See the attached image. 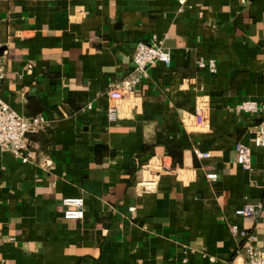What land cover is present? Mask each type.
I'll list each match as a JSON object with an SVG mask.
<instances>
[{
    "label": "crops",
    "instance_id": "obj_1",
    "mask_svg": "<svg viewBox=\"0 0 264 264\" xmlns=\"http://www.w3.org/2000/svg\"><path fill=\"white\" fill-rule=\"evenodd\" d=\"M154 39L170 67L113 101ZM1 74L0 98L48 126L29 137L33 162L0 152V264H234L245 232L264 247V208L236 215L264 206V112L236 110L264 104V0H0ZM68 198L83 219L64 217Z\"/></svg>",
    "mask_w": 264,
    "mask_h": 264
},
{
    "label": "built area",
    "instance_id": "obj_2",
    "mask_svg": "<svg viewBox=\"0 0 264 264\" xmlns=\"http://www.w3.org/2000/svg\"><path fill=\"white\" fill-rule=\"evenodd\" d=\"M134 65V73L124 85L116 86L108 95L113 101H119L125 97L127 93L140 84L143 79L148 77L150 68L158 63L169 68L172 62L171 52L166 50L162 41L154 39L151 42H139L136 45L132 56ZM200 68H208L211 73L217 71L215 61H206L204 58L199 60ZM4 74L0 75L3 78ZM236 110L245 113L260 114L264 112V104L256 101H246L236 107ZM108 117L114 121L118 118L116 106L108 109ZM196 123L201 130L210 128V123L206 112L203 109L196 110ZM48 126V120L43 115H37L31 118L20 116L12 110L0 98V152H11L23 163H31L36 158V151L32 147L29 136L44 131ZM254 144L258 147H264V124L257 126L255 129ZM237 153V162L241 166L249 167L252 165L251 149L242 144L235 145ZM195 155L199 159H210L211 153L195 150ZM48 163V162H47ZM210 181H216L217 175L210 173L207 175ZM64 217L69 220H81L85 214V203L83 198H68L64 200ZM264 206L262 204L252 205L246 204L236 211V215L241 218H259L262 214ZM233 234H238L236 226H231ZM243 237L242 250L246 252V256L234 264H264V247L258 243V236L254 232L241 233Z\"/></svg>",
    "mask_w": 264,
    "mask_h": 264
},
{
    "label": "trees",
    "instance_id": "obj_3",
    "mask_svg": "<svg viewBox=\"0 0 264 264\" xmlns=\"http://www.w3.org/2000/svg\"><path fill=\"white\" fill-rule=\"evenodd\" d=\"M30 137V136H29Z\"/></svg>",
    "mask_w": 264,
    "mask_h": 264
}]
</instances>
